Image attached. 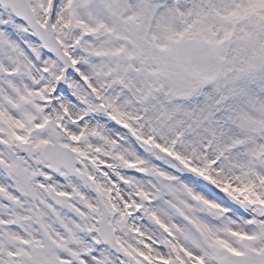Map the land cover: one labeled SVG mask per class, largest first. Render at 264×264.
<instances>
[{
    "label": "snow or ice",
    "instance_id": "6c2138e0",
    "mask_svg": "<svg viewBox=\"0 0 264 264\" xmlns=\"http://www.w3.org/2000/svg\"><path fill=\"white\" fill-rule=\"evenodd\" d=\"M0 264H264V0H0Z\"/></svg>",
    "mask_w": 264,
    "mask_h": 264
}]
</instances>
